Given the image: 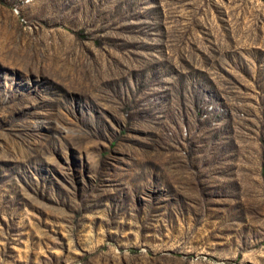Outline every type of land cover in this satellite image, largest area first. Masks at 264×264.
Listing matches in <instances>:
<instances>
[{
	"label": "rangeland",
	"instance_id": "1",
	"mask_svg": "<svg viewBox=\"0 0 264 264\" xmlns=\"http://www.w3.org/2000/svg\"><path fill=\"white\" fill-rule=\"evenodd\" d=\"M0 264H264V0H0Z\"/></svg>",
	"mask_w": 264,
	"mask_h": 264
}]
</instances>
